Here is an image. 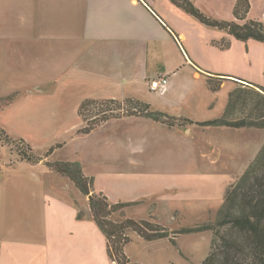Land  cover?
<instances>
[{
	"label": "crops",
	"instance_id": "0c3cea01",
	"mask_svg": "<svg viewBox=\"0 0 264 264\" xmlns=\"http://www.w3.org/2000/svg\"><path fill=\"white\" fill-rule=\"evenodd\" d=\"M197 1L193 0L199 7ZM214 5L213 0L202 7L212 11ZM207 26L214 27L172 0H0V64L5 69L0 73V97L18 93L1 110L19 104L25 111L58 117L57 124L63 125L66 121L61 118L71 112L82 118L79 109L86 99L137 98L195 123L169 126L144 115H130L112 118L84 135L120 122L119 132L109 135V149L121 145L142 152L150 143L149 131H157L164 141L180 142L182 131L190 132L198 121L213 119L196 114L199 100L203 110L216 106L212 100L203 103L196 79L203 78L209 92H214L207 75L229 76L208 70L205 52L213 46L223 52L215 42L234 36L214 27L224 33L204 41ZM188 69L191 76L185 75ZM162 75L169 78L167 88L153 90L151 80ZM95 142L100 145V139ZM13 151L17 152L0 140V264H113L107 238L86 205V195L80 191L83 200L74 203L45 195V202L63 206L56 218L48 213L49 205L39 209L37 193L43 189L38 187L36 161L16 157ZM94 176L96 192L113 203L156 199L115 196L99 183L101 175ZM103 177L112 183L138 182L136 176L113 166ZM116 215L121 217L120 212Z\"/></svg>",
	"mask_w": 264,
	"mask_h": 264
},
{
	"label": "rangeland",
	"instance_id": "374dc122",
	"mask_svg": "<svg viewBox=\"0 0 264 264\" xmlns=\"http://www.w3.org/2000/svg\"><path fill=\"white\" fill-rule=\"evenodd\" d=\"M197 2L200 9L208 16L211 15L210 17L226 20L234 18V0H214L216 6L214 5L212 11H205L202 5L206 8L213 0ZM251 4L248 18L264 21V0H251ZM222 32L224 33L207 26L203 40L219 37ZM232 39L226 36L220 41L222 43L228 40L230 45L227 48L217 45L223 52L214 46L212 49L207 47L205 55L207 64L211 66L208 70L225 72L230 79L224 81V85L214 92H209L203 78L196 79L197 91L201 93L203 103L210 100L216 103L214 108L203 110L199 100L196 114L200 117L214 119L222 115L230 90L238 85L235 80L264 84V42L254 39L242 41L235 37ZM2 70L5 71L4 66L0 64V73ZM185 75L191 76L189 69ZM18 105L4 110H1L4 107L0 108V126L4 127L14 140L25 139L33 153L43 157L52 145L64 142V145L56 148L50 156L34 163L39 175L38 187L43 189L37 193V204L39 209H43V204L49 205L48 213L54 218L59 212H63V206L57 201L51 204L45 202V195L52 196L55 200L62 199L74 203L76 199L82 201L83 194L69 177L53 172L46 165L47 160L81 162L86 173L101 175L99 183L106 185L115 196L131 198L152 195L156 198L127 206L123 211H116L112 215L113 219L132 217L130 215L149 219L153 214L163 225L172 231H178L198 223L218 220L221 217L219 210L224 203L227 187L240 178L264 145V128L197 124L191 126L192 131L187 129L180 133V142L164 141L157 131H149L147 136L150 143L145 145L142 152H133L129 147L121 145L120 148L109 149L112 147L108 145L111 138L109 135L119 132L122 128L120 122L100 127L96 134L87 136L78 133V129L83 127V120L73 112L61 118L66 121V124L61 125L57 124L58 117H45L36 111L28 112ZM249 108L239 107L229 118L244 117L249 113ZM86 124L84 121V125ZM97 139H100V145L96 144ZM104 139L107 142H104ZM11 149H17L16 145L11 144ZM13 153L19 157L16 151ZM110 166L116 167L118 172L122 170L136 176L137 184L127 180L112 183L104 178L106 169ZM89 200L86 195V205L90 207ZM119 212L121 217L116 215ZM224 229L225 227H221L222 231ZM135 232L131 228L127 230L131 241L126 244V253L133 262L139 264H199L208 256L215 237L211 230L183 232L177 234L175 244L169 237L148 241L138 238V233Z\"/></svg>",
	"mask_w": 264,
	"mask_h": 264
},
{
	"label": "trees",
	"instance_id": "16d2710c",
	"mask_svg": "<svg viewBox=\"0 0 264 264\" xmlns=\"http://www.w3.org/2000/svg\"><path fill=\"white\" fill-rule=\"evenodd\" d=\"M187 12L194 15L203 23L226 30L238 40L254 39L264 42V21L248 18L251 10L250 0H237L234 8V18L231 20L217 19L205 14L193 0H172ZM221 48H227L230 42H215ZM227 76L207 75V83L212 91H218ZM238 83L229 92L228 103L222 116L205 121H198L200 125L229 126L234 128L256 127L264 128V84L251 82ZM18 93L0 97V108L14 102ZM249 106V113L241 118L230 119L241 109ZM79 115L87 124L78 129L79 134H90L94 129L103 125L112 118L130 115H144L155 121L169 126L195 123L193 120H182L166 112L153 108L137 98H128L123 101L116 99H86L82 102ZM0 140L7 144L16 145V150L22 159L39 161L50 156L64 142L52 145L45 156H36L25 139L14 140L7 130L0 126ZM46 165L53 171L68 176L85 195H91L90 208L93 219L107 238V251L113 264H139L133 262L125 250L131 237L128 229H133L146 240H155L169 237L175 244L178 233L213 231L211 249L206 258L199 264H264V145L259 154L250 163L240 178L226 189L224 203L219 210L221 216L215 222L207 221L194 226L184 227L172 231L163 225L156 215L151 214L149 219L124 217L115 220L112 215L116 211H123L127 206L141 201L111 202L102 192L95 190V176L88 175L81 162L71 160H47ZM221 227H225L222 231Z\"/></svg>",
	"mask_w": 264,
	"mask_h": 264
},
{
	"label": "built area",
	"instance_id": "2783aa9c",
	"mask_svg": "<svg viewBox=\"0 0 264 264\" xmlns=\"http://www.w3.org/2000/svg\"><path fill=\"white\" fill-rule=\"evenodd\" d=\"M168 83H169V78L165 75H162L152 79L150 82V86L153 90L163 91L167 88Z\"/></svg>",
	"mask_w": 264,
	"mask_h": 264
},
{
	"label": "water",
	"instance_id": "95a60500",
	"mask_svg": "<svg viewBox=\"0 0 264 264\" xmlns=\"http://www.w3.org/2000/svg\"><path fill=\"white\" fill-rule=\"evenodd\" d=\"M89 198L91 199V195H89Z\"/></svg>",
	"mask_w": 264,
	"mask_h": 264
}]
</instances>
